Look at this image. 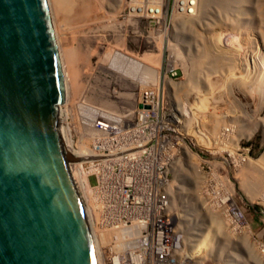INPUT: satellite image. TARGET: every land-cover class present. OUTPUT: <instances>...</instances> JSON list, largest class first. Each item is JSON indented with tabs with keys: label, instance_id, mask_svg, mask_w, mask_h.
<instances>
[{
	"label": "built area",
	"instance_id": "2783aa9c",
	"mask_svg": "<svg viewBox=\"0 0 264 264\" xmlns=\"http://www.w3.org/2000/svg\"><path fill=\"white\" fill-rule=\"evenodd\" d=\"M124 2L129 12L151 19L154 26L163 12L172 23L176 15L196 12L191 0ZM255 44L252 38L246 41ZM175 62L167 53L159 68L141 64L156 72L157 81L142 85L131 106L83 107L84 129L72 130L74 150L80 141L90 142L91 153L74 157L81 160L84 205L80 200L88 211L96 264H219L204 259L205 249L195 247L210 211L219 212L227 224V241L237 245L231 235H244L245 220H237L235 172L264 156V124L255 142L261 154L256 156L252 143L239 150L233 123L216 128L200 106L174 99L182 74ZM256 200L264 207V193ZM235 244L230 248L236 255Z\"/></svg>",
	"mask_w": 264,
	"mask_h": 264
},
{
	"label": "rangeland",
	"instance_id": "374dc122",
	"mask_svg": "<svg viewBox=\"0 0 264 264\" xmlns=\"http://www.w3.org/2000/svg\"><path fill=\"white\" fill-rule=\"evenodd\" d=\"M48 1L61 62L65 70L63 72L67 78L68 102H66V106L68 122L71 126L72 146L75 142L72 130L84 129L85 120L80 117L83 107L99 106L98 109L104 110L103 108L109 106H131L139 88L144 84L132 82L134 76L126 71L125 62L137 59L136 61L141 64L157 68L160 63L158 60L164 58L167 53H172L173 55H171L177 60L175 65L182 71V74L178 71L181 74L179 85L173 88L174 99L190 106H200L199 109L210 113L216 122V128L233 123L231 126L236 129L237 134L235 135L238 139L239 150L252 143V150L256 156L261 154L262 150L255 142L260 138V130L264 124V99L261 100L264 98V87L263 91H260V95H263L259 97L258 87H256L259 85V80L256 78L257 74L254 73L261 70V64L257 63L259 55L264 58V40L262 39L264 38V19L259 17L264 18V14H261L264 13V0H241L242 2L239 0L225 2L228 0H224L220 8L218 4L214 3H210L206 8H200L199 17L197 16L196 20L193 17L192 22L190 21L191 37L189 39L184 32L186 22L184 23V20L181 19L179 27L177 26L179 32L182 30L184 32H182L184 37L181 38L183 41H180L184 43L175 42L171 31L172 19L169 20V14L160 16L162 21L154 26L151 19L137 17L131 11L129 12L124 0ZM226 5L228 7H225ZM233 11L235 12L231 14ZM237 14H241L239 15L241 17ZM227 21L237 28L234 29L231 26L228 28L230 24L228 25ZM224 22L227 23V26ZM149 24L150 27H148ZM205 24L206 26H204ZM249 38L256 40L257 44L247 46L246 41ZM147 42L151 44L148 45ZM188 43H191V46ZM187 46L191 58L198 60L199 67L192 66L187 57ZM171 48H175V51ZM205 48L209 54L220 56L219 60H224L225 64L216 68L219 70L221 68L220 71L209 66V61L196 58L197 49L204 50ZM176 49L181 54L179 57ZM243 57L245 58L243 59ZM150 83L153 84L151 81ZM85 130L89 132L87 128ZM89 143L86 139L80 141L79 149L75 151L91 153ZM245 166L246 162L235 172L239 198L238 217L241 220L243 216L246 224L245 230H239L244 235L238 233L235 238L231 235L232 241L236 240L237 245L230 240L227 241V224L225 221L222 223L219 212L210 211L207 216V225L195 244V247L205 249V251L216 250L214 256L212 253L203 255L204 259L213 261V263L221 264V261L226 260L225 263L231 264L227 253L228 248L235 244L238 254H234L233 264L235 261V264H264V207L259 200H256L264 193V168L262 182L258 181L260 188L255 192L251 190L252 198H249V196L243 195L245 193L239 188L240 182L247 175L245 172L252 170ZM72 171H74V166H72ZM256 174L255 179L260 180L259 175L257 174L256 177ZM241 176L245 177L240 179ZM247 181L249 182V180ZM89 183L91 185L94 183L92 178L89 179ZM192 192L196 193L197 191L192 189ZM242 228L244 229V227ZM218 252L220 254L217 255Z\"/></svg>",
	"mask_w": 264,
	"mask_h": 264
},
{
	"label": "water",
	"instance_id": "95a60500",
	"mask_svg": "<svg viewBox=\"0 0 264 264\" xmlns=\"http://www.w3.org/2000/svg\"><path fill=\"white\" fill-rule=\"evenodd\" d=\"M47 0H0V264H96Z\"/></svg>",
	"mask_w": 264,
	"mask_h": 264
},
{
	"label": "bare ground",
	"instance_id": "6f19581e",
	"mask_svg": "<svg viewBox=\"0 0 264 264\" xmlns=\"http://www.w3.org/2000/svg\"><path fill=\"white\" fill-rule=\"evenodd\" d=\"M192 2H193V4L195 3V7H196V12H195V15L194 16H189V17H184V16H178V15H176L174 18H173V23H172V28H171V31H172V34H173V37H174V40H175V42L176 41H178L179 43H184V42H180V41H183V39H181V38H183L184 36H183V33L185 32L186 33V36H187V38L189 39L190 37H191V34H190V28H191V25H190V21L192 22V18L193 17H195V20H196V17L198 16L199 17V9L200 8H206L210 3H214V4H218L219 5V8H220V6L221 5H223V1L224 0H191ZM240 2H242L241 0H239ZM238 1V2H239ZM47 2H49L48 0H47ZM192 2H189L190 4H189V6L190 5H192ZM217 2V3H216ZM225 2H229V0L228 1H225ZM235 3H237L236 1H235ZM244 3V2H243ZM239 4V3H238ZM225 5V4H224ZM228 5V4H227ZM225 6V7H228V6ZM231 5V4H230ZM234 5V4H233ZM241 6V5H240ZM49 7H50V4H49ZM211 7V6H210ZM225 7H223V8H225ZM257 7V6H256ZM51 9V8H50ZM221 9H222V7H221ZM210 10H211V8H210ZM223 10V9H222ZM225 10H226V8H225ZM230 10V9H229ZM234 10V9H233ZM237 10H238V8H237ZM242 10V9H241ZM240 10V11H241ZM206 11V10H205ZM243 11V10H242ZM247 11V10H246ZM253 11V10H252ZM251 11V12H252ZM50 12H51V10H50ZM202 12V11H201ZM222 12V11H221ZM224 12V11H223ZM230 12H231V10H230ZM229 12V13H230ZM235 11H233L231 14H233ZM228 13V14H229ZM261 13V12H260ZM133 14V13H132ZM198 14V15H197ZM225 14V13H224ZM230 14V15H231ZM244 14H245V11H244ZM261 14H264V13H261ZM165 15V13L163 12V16ZM223 15V14H222ZM226 16H228L227 14H225ZM224 15V16H225ZM239 15H241V14H239ZM238 14H237V16H239ZM232 16H235V15H232ZM236 16V17H237ZM215 17V16H214ZM229 17V16H228ZM235 17V18H236ZM239 17H241V16H239ZM259 17H261L262 18V20L264 19L262 16H259ZM216 18V17H215ZM181 19H183L184 20V25H185V31L183 32V30L182 31H178V27H179V23H180V20ZM194 19V18H193ZM220 19H221V16H220ZM234 19V18H233ZM248 20V19H247ZM194 21V20H193ZM229 21V20H228ZM227 21V22H228ZM230 22V21H229ZM228 22V25L230 24ZM231 22H233V21H231ZM53 23V22H52ZM196 23V22H195ZM194 23V24H195ZM199 23H200V21H199ZM224 23H226V22H224ZM223 23V24H224ZM234 23V22H233ZM236 24V23H235ZM171 25V24H170ZM197 25V24H196ZM201 25V24H200ZM208 25H211V24H209L208 23ZM261 25V24H260ZM178 26V27H177ZM198 26V25H197ZM202 26V25H201ZM204 26H206V24L204 25ZM225 26V25H224ZM226 26H227V23H226ZM225 26V28H227ZM233 27L234 28V26H232V24H230L229 26H228V28H231V27ZM207 27H209V26H207ZM212 27V26H211ZM183 29H184V27H182ZM210 28V27H209ZM237 28V27H236ZM236 28H234V29H236ZM186 29H187V31H186ZM170 30V29H169ZM227 30V29H226ZM168 31V30H167ZM170 31V32H171ZM231 31V30H230ZM240 31V30H239ZM164 32V31H163ZM162 32V33H163ZM183 32V33H182ZM54 33H56V32H54ZM169 33V32H168ZM167 33V34H168ZM170 35V34H169ZM254 35V34H253ZM55 36H56V34H55ZM164 36V35H163ZM250 36V35H249ZM167 37V36H166ZM172 37V36H171ZM251 37V36H250ZM56 38H57V36H56ZM170 38V37H169ZM205 38V37H204ZM203 38V39H204ZM263 40H264V38H262ZM261 40V39H260ZM56 42H57V44H58V40L56 39ZM173 43V42H172ZM205 43H206V41H205ZM204 43V44H205ZM193 44V43H192ZM171 45H173V44H171ZM177 45V44H176ZM188 45H190L191 46V43L189 44L188 43ZM203 46H205V45H203ZM207 46V45H206ZM205 46V47H206ZM177 48H179L178 46H177ZM59 49V48H58ZM173 48H171V50H172ZM173 51H175V48L173 49ZM187 51H188V55H187V57H188V59L190 60V62L192 63V66H194V67H199V62H198V60L197 59H194L193 60V58H191V53H189V49H188V46H187ZM59 53H60V50H59ZM175 53V52H174ZM176 53H177V55H178V57L181 55V54H179V52L177 51V49H176ZM172 54V53H171ZM161 55V54H160ZM173 55V54H172ZM150 56V55H149ZM196 56V58L198 57L199 59H201V60H206V61H209L208 62V64H209V66H212V67H215V69L217 68V67H221L222 66V64H225L223 61L224 60H219V57L220 56H217V55H213V54H209L208 52H207V50H206V48L204 49V50H200V49H197V55H195ZM254 56V55H253ZM252 56V57H253ZM160 57V56H159ZM147 58H148V56H147ZM245 57H243V59H244ZM60 59H61V57H60ZM254 59V58H253ZM137 59H135V60H129V62H125V64H124V66L126 67V71L127 72H129L132 76H134V78H132V82H136V83H140V84H145L146 82H149V81H151V82H156V80H157V75H156V72L153 70V69H151L150 67H148V66H145V65H141V62H138V61H136ZM246 60V59H245ZM158 61H160V60H158ZM254 61H256V60H254ZM198 62V63H197ZM260 63L259 65L261 66V70L259 69V71H258V69H257V71L255 70V72H257V73H254V71H253V73L254 74H257L256 75V78L259 80V85L258 86H256V87H258V93H259V97L261 96V95H263V94H261L260 95V91L263 89V87H264V58H263V56H261V55H259V57H258V59H257V63ZM144 63V62H143ZM255 63V62H254ZM253 63V64H254ZM61 64H62V62H61ZM157 65H158V63H156ZM148 65V64H147ZM191 65V64H190ZM206 66H207V64H205ZM228 65V64H227ZM151 66V65H150ZM257 66V65H256ZM158 68H159V66H157ZM189 68V67H188ZM62 69H63V66H62ZM203 69V68H202ZM189 70V69H188ZM220 70H221V68H220ZM219 69H216V71H220ZM63 71L65 72V70L63 69ZM64 72H63V78H64V84H65V89H66V102H68L67 101V98H68V90H67V87H66V75L64 76ZM67 73V72H66ZM198 73V72H197ZM216 73V72H215ZM223 74V73H222ZM249 75V74H248ZM250 75H253V74H250ZM208 76V75H207ZM251 77V76H250ZM253 77V76H252ZM249 78V77H248ZM254 78V77H253ZM232 79V78H231ZM121 80H123V79H121ZM230 80V79H229ZM233 80V79H232ZM251 80V79H250ZM254 80V79H253ZM140 81V82H139ZM190 81V80H189ZM228 81V80H227ZM165 83H169V81H166ZM257 84H258V82H257ZM128 86V85H127ZM205 86V85H204ZM131 87H133V86H131ZM142 87V86H141ZM134 88V87H133ZM141 88H139V90H140ZM210 89V88H209ZM128 90V89H127ZM263 91V90H262ZM140 92V91H139ZM184 92V91H183ZM178 93V92H177ZM123 95V94H122ZM131 96V95H130ZM122 97V96H121ZM258 98V97H257ZM121 99V98H120ZM128 99V98H127ZM126 99V100H127ZM259 99V98H258ZM262 99H264V98H261V100ZM129 101V100H128ZM66 102L60 107V109H59V120H60V127H61V131H62V135H63V139H64V142H65V146H66V149H67V151L70 153V154H72V156H74V155H80V156H82V155H85V154H88V153H85L84 151H81V150H79V152L78 151H75L74 149H73V146H72V141H71V139H70V124H69V120H68V113H67V106H66ZM256 105V104H255ZM262 105V104H261ZM248 110V109H247ZM254 114H256V113H254ZM250 115V114H249ZM252 119V118H251ZM254 119V118H253ZM256 119H258V118H256ZM259 120V119H258ZM251 122V121H250ZM256 122H258L257 120H256ZM251 123H253V122H251ZM261 123V122H260ZM253 125V124H252ZM254 126V125H253ZM239 137V136H238ZM85 153V154H84ZM263 161H264V156H262V157H260L259 159H257L256 161H252V160H248V161H246V166L245 167H248V169H252L251 171H246L245 173L247 174L246 175V177L244 178L243 176H241L240 177V179L243 177L244 178V180L243 181H239L240 182V184H239V188L241 189V191H243L245 194H243V195H247V197L249 196V198L251 197L252 198V194H251V190L252 191H258V189L260 188V186H259V184H258V181L260 182H262V177H263V173H262V170H263V168H264V166H263ZM81 162V160L79 159V157H78V160L76 161V162H73V163H70L71 164V169H72V166H74V171H72L73 172V176H74V180H75V184H76V188H77V192H78V195H79V198L82 200V203H83V205H84V201H83V196H82V180H81V172H80V167H79V163ZM255 173H257L258 175H259V177H260V180H258V179H255ZM257 174H256V177H257ZM262 176H261V175ZM236 178H237V176H236ZM239 179V178H238ZM247 180H249V182L247 181ZM249 183H251L252 185H250ZM263 183H264V178H263ZM262 183V184H263ZM261 184V185H262ZM195 189V191H197V188H194ZM239 189V190H240ZM192 193H194V192H192ZM196 194H197V192H196ZM254 197V196H253ZM80 200V201H81ZM84 210L86 211V214H87V217H88V211H87V209H86V207L84 206ZM239 215V214H238ZM237 218H238V220H239V217L237 216ZM183 223H186V222H184V221H181V222H179V226H183ZM91 228V227H90ZM243 229V228H242ZM244 230H245V228H244ZM246 233V232H245ZM200 234H202V232L200 233ZM246 234H248V233H246ZM92 235H93V233H92ZM249 235V234H248ZM200 236V235H199ZM246 236V235H245ZM201 237V236H200ZM255 241V240H254ZM253 245V244H252ZM253 247V246H252ZM255 247V246H254ZM256 248V247H255ZM249 249V248H248ZM252 250H254V249H252ZM257 250V249H256ZM216 252V250H213V249H210V251L209 250H206V251H204V253H206V254H210V253H212V252ZM250 252H251V249H250ZM203 253V255H205ZM249 253V252H248ZM253 253V252H252ZM256 253H257V251H256ZM218 254H220V252H218L217 253V255ZM228 260H231V264H233V262H232V260H234L235 259V255H234V251H231V248L229 247L228 248ZM202 255V257H204ZM212 255V254H211ZM213 256H214V254H213ZM226 261V260H225ZM225 261L223 262V261H221L220 263L221 264H229V263H225Z\"/></svg>",
	"mask_w": 264,
	"mask_h": 264
}]
</instances>
